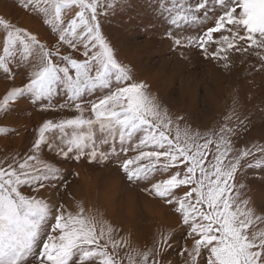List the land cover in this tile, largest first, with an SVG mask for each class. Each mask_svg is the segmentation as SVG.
<instances>
[{
  "label": "snow or ice",
  "instance_id": "6c2138e0",
  "mask_svg": "<svg viewBox=\"0 0 264 264\" xmlns=\"http://www.w3.org/2000/svg\"><path fill=\"white\" fill-rule=\"evenodd\" d=\"M101 4L24 0L22 5L42 15L68 50L82 48L81 57L61 54L58 47L54 52L0 17V69L9 72L17 56L31 69L28 82L7 93L0 110L25 94L35 103L61 90L69 103L59 108H74L71 118L43 123L26 156L0 161V264H170L163 256L175 245L176 228L161 232L152 247L133 249L98 210L79 202L73 211L41 195L63 182L62 169L43 157L42 146L65 160L104 162L123 154L120 166L128 180L146 182L149 194L179 216L183 264H264V228L253 229L264 222V211L250 206L237 182L242 167L264 168V146L236 147L235 131L227 125L206 133L181 129L183 117L174 119L149 86L134 81L132 69L118 61L101 31ZM103 4L114 8L116 0ZM158 10L181 30L167 33L178 49H201L225 69L231 67L230 51L251 50L264 71V0H161ZM188 27L195 35L183 34ZM88 95L96 98L85 103ZM129 151L136 154L129 158Z\"/></svg>",
  "mask_w": 264,
  "mask_h": 264
},
{
  "label": "rangeland",
  "instance_id": "374dc122",
  "mask_svg": "<svg viewBox=\"0 0 264 264\" xmlns=\"http://www.w3.org/2000/svg\"><path fill=\"white\" fill-rule=\"evenodd\" d=\"M23 3L24 0H0V17L36 35L54 52L58 47L61 54L82 56V48L72 52L60 44L58 34L44 22L42 15L31 8L25 9ZM160 3L161 0H116V7L105 8L102 0L98 16L101 31L118 61L132 69L134 81L149 86L150 93L159 98L174 119L183 117L181 129L187 126L206 133L227 125L235 131L236 147L264 146V71H260L259 59L251 50L230 51L231 67L225 69L223 61L206 58L201 49H178L167 33L181 30L172 28L160 14ZM183 34L195 35V32L188 27ZM3 37L0 29V55H3ZM211 51L209 47V54ZM9 68L7 73L0 69V104L7 93L14 87H22L30 76V66L18 56ZM95 98L88 95L85 103ZM65 103L69 101L61 90L50 100L35 103L25 94L0 110V127L6 129L0 132V161L26 156L32 151L38 129L46 121L71 118L74 108H59ZM49 104L53 107L49 108ZM58 142L57 136L54 143ZM103 148L111 151L109 145ZM116 148L119 152L118 139ZM42 154L62 169L63 182L41 192L52 204L62 203L75 211L76 205L83 202L86 208L98 210L133 249L152 247L161 232L166 234L176 228L175 245L164 254L163 260L183 264L178 255L183 243V229L177 227L179 216L172 206L149 194L146 182L128 180L120 166L123 154L119 159L104 162H91L87 157L65 160L47 146H42ZM135 154L127 153L129 158ZM237 182L244 185L241 194L250 201V206L264 211V168L242 167ZM262 228L264 222L253 225V229Z\"/></svg>",
  "mask_w": 264,
  "mask_h": 264
}]
</instances>
